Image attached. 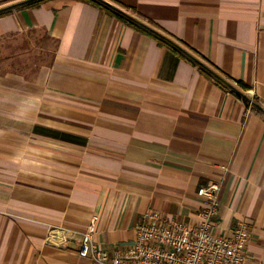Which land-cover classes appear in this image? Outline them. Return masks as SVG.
Wrapping results in <instances>:
<instances>
[{
  "label": "crops",
  "instance_id": "crops-1",
  "mask_svg": "<svg viewBox=\"0 0 264 264\" xmlns=\"http://www.w3.org/2000/svg\"><path fill=\"white\" fill-rule=\"evenodd\" d=\"M101 1L154 22L231 89L101 6L0 17V40L55 43L40 65L0 61V264H97L80 255L87 233L125 251L149 212L196 220L210 181L217 232L246 222V264H264V0Z\"/></svg>",
  "mask_w": 264,
  "mask_h": 264
},
{
  "label": "built area",
  "instance_id": "built-area-1",
  "mask_svg": "<svg viewBox=\"0 0 264 264\" xmlns=\"http://www.w3.org/2000/svg\"><path fill=\"white\" fill-rule=\"evenodd\" d=\"M220 190L218 181L198 190L204 204L190 223L159 211L149 212L136 228L134 243L125 251L110 256L87 233L80 255L91 257L97 264H246L250 226L240 222L228 233L216 230Z\"/></svg>",
  "mask_w": 264,
  "mask_h": 264
},
{
  "label": "trees",
  "instance_id": "trees-1",
  "mask_svg": "<svg viewBox=\"0 0 264 264\" xmlns=\"http://www.w3.org/2000/svg\"><path fill=\"white\" fill-rule=\"evenodd\" d=\"M43 1L44 0H28V1L21 2L19 4H15V5L7 7V8H2V9H0V17H3L5 15L10 14L12 12V9L17 7V6L36 7V6L41 5V3ZM81 1L93 4V5L101 6V7H103V9H105L106 11H108L109 13H111L113 15H116L117 17L122 19L124 22L132 24L134 27H136L140 30H143L144 32H148L149 34H152L153 36H155L158 39V41L160 42L161 45L168 46V47L172 48L173 50H175L176 52H178L179 54L185 56L187 59H189L195 65H197L207 76L212 77L219 84L224 86V88H226L228 90L231 89L230 88L231 86L229 84L228 85L230 87L228 85L224 84L223 81H221L223 79L220 78V75H218L217 73H215L211 69H209L204 63H202L200 61V59L198 57L194 56L186 48H184L183 46L178 44V42H176V40H173L174 38H172L165 30L160 29L159 26H157L154 22L149 21L150 25H145V24L139 22L138 20H135V19L129 17L123 11L111 6L110 4H106L101 0H81ZM0 5H3V4H0ZM120 5L124 8H126V6H124L122 4H120ZM209 72H212L213 75ZM243 87H246V86H243ZM238 95L241 98H243L246 103H249V101H251V99L248 98L243 93L238 92ZM254 104L258 109H261V110L263 109L257 101H254Z\"/></svg>",
  "mask_w": 264,
  "mask_h": 264
},
{
  "label": "rangeland",
  "instance_id": "rangeland-1",
  "mask_svg": "<svg viewBox=\"0 0 264 264\" xmlns=\"http://www.w3.org/2000/svg\"><path fill=\"white\" fill-rule=\"evenodd\" d=\"M44 34L45 33L30 32L16 36V39L13 37L14 40H11L12 37L0 40V61L8 63L6 62L8 57H18L21 58L20 60L22 63L20 65L23 68L28 66V64H32V62H34L35 65H40L42 62L50 61L55 43ZM42 38H46L43 43L41 40ZM39 45L44 46L43 52L38 48ZM47 50H49V52Z\"/></svg>",
  "mask_w": 264,
  "mask_h": 264
}]
</instances>
